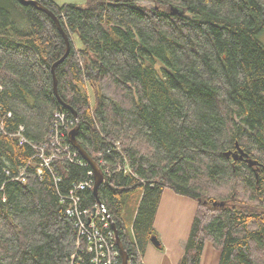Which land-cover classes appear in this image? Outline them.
Here are the masks:
<instances>
[{
    "label": "trees",
    "instance_id": "1",
    "mask_svg": "<svg viewBox=\"0 0 264 264\" xmlns=\"http://www.w3.org/2000/svg\"><path fill=\"white\" fill-rule=\"evenodd\" d=\"M41 1L71 37L58 92L104 173L82 206L105 205L128 264L158 239L167 187L198 202L179 264H200L206 241L219 264H264V0ZM65 51L51 16L0 0V264H94L63 199L92 167L59 154L37 172L55 113H67L65 145L76 125L53 90ZM237 145L258 164L227 156Z\"/></svg>",
    "mask_w": 264,
    "mask_h": 264
},
{
    "label": "built area",
    "instance_id": "2",
    "mask_svg": "<svg viewBox=\"0 0 264 264\" xmlns=\"http://www.w3.org/2000/svg\"><path fill=\"white\" fill-rule=\"evenodd\" d=\"M7 116H11V112L7 113ZM5 114L3 107L0 104V126L3 127ZM54 130L52 134L51 146L53 150L47 152L46 148L48 144H43L36 156L41 160V166L37 168L39 176H42L43 166L50 168V163L59 154H65V157L78 164H83V157L81 154L72 150L73 145H65V129L67 128L68 117L65 112L55 113ZM23 128L21 127V130ZM20 135V132L18 133ZM86 162V161H85ZM87 163V162H86ZM53 169V168H52ZM89 177L86 180L75 185L63 199L68 200V206L66 212L68 216L75 219L76 226L78 228V236L80 239H84L88 243V250L93 253L92 262L94 264H117L116 257L119 255V249H115L117 243L115 240V232L108 230L111 225L110 216L107 213V209L103 203L97 202L94 206V210L84 209L82 206V200L79 196V192L82 189H93L95 178L94 171H89ZM81 200V201H80ZM118 248V246H117ZM76 254L73 255V258ZM82 260V258H81Z\"/></svg>",
    "mask_w": 264,
    "mask_h": 264
},
{
    "label": "crops",
    "instance_id": "3",
    "mask_svg": "<svg viewBox=\"0 0 264 264\" xmlns=\"http://www.w3.org/2000/svg\"><path fill=\"white\" fill-rule=\"evenodd\" d=\"M197 208L195 199L177 194L170 187L163 190L154 223L161 248L149 243L142 257L144 264H179ZM219 259V250L206 241L200 264H219Z\"/></svg>",
    "mask_w": 264,
    "mask_h": 264
},
{
    "label": "water",
    "instance_id": "4",
    "mask_svg": "<svg viewBox=\"0 0 264 264\" xmlns=\"http://www.w3.org/2000/svg\"><path fill=\"white\" fill-rule=\"evenodd\" d=\"M20 1L24 4H31V5L35 6L36 8L47 13L49 16H51L54 19L58 30L60 31V33L62 34V36L65 39L66 51L63 54V56L60 59H58L56 62H54V64L52 65L53 90H54V93L57 96V98L60 100V102L65 107L69 108L75 115L77 123L69 132L70 142L75 148H77L78 152L81 154L83 159L92 167V169L94 171V178H95V184L93 187V192H94L95 196L98 197L99 187L104 181L103 170H102L101 166L98 164V162L79 143L78 138H77V135H78V132L80 129V121H79L78 113L76 112V110L73 107H71L69 104L65 103L63 100H61L59 92H58V81H57V76H56L55 71H56L57 66L62 64L70 53L71 37H70L69 33H67L66 30L64 29V27H63L60 19L58 18V16L50 8H48L41 0H20ZM172 11L174 13H178V14L181 13L180 10L176 7H172ZM230 154L233 155L235 160L243 159L244 157H247V160L249 161L250 165H257L258 164V161L248 158V154L242 148H240L239 145H237V151L226 152L227 156H229ZM99 203H101V202L99 201ZM214 205H224V202L215 201ZM110 221H111V219H110ZM111 226L113 227V230L115 232V240H116V243H117V246L119 249V253H120V256L122 259L121 264H128V258H129L128 254L125 251L123 243L119 238V235L115 229V225L113 222H111ZM152 242L154 244H157V245L159 244V240L157 239V237H153Z\"/></svg>",
    "mask_w": 264,
    "mask_h": 264
},
{
    "label": "rangeland",
    "instance_id": "5",
    "mask_svg": "<svg viewBox=\"0 0 264 264\" xmlns=\"http://www.w3.org/2000/svg\"><path fill=\"white\" fill-rule=\"evenodd\" d=\"M58 5H63V4H66V3H74V4H77V5H80V6H86V4L88 3V1L89 0H54ZM107 1H116V0H107ZM137 2L139 3V4H141V5H145V6H149V7H152V6H154V2L153 1H151V0H137ZM71 36H72V40H73V42H74V44H75V42L77 43V45H81V43H80V41H79V39L76 37V39H75V37H74V35L73 34H71ZM86 87H87V91H88V95H89V100H90V105H91V107H93V105H94V101H93V96H92V93H91V91H92V88H91V86L87 83V85H86ZM0 90H2V87L0 86ZM72 129V128H71ZM70 129V130H71ZM69 130V131H70Z\"/></svg>",
    "mask_w": 264,
    "mask_h": 264
},
{
    "label": "bare ground",
    "instance_id": "6",
    "mask_svg": "<svg viewBox=\"0 0 264 264\" xmlns=\"http://www.w3.org/2000/svg\"><path fill=\"white\" fill-rule=\"evenodd\" d=\"M78 64H79V63H78ZM76 123H77V120H76ZM54 128H55V127H53L52 130H54ZM69 132H70V131H69ZM68 134H69V133H68ZM42 145H43V144H38V145H35V146H34V148H35V150H36L35 156H36V154H38V152H39V150H40V147H42ZM73 147H74V146H73ZM76 149H77V148H76ZM39 167H40V166H39ZM42 169H43V168H42ZM81 182H82V181H81ZM79 183H80V182H79ZM79 183H76L75 185H77V184H79ZM94 184H95V183H94ZM75 185H74L72 188H74ZM72 188H71V189H72ZM83 191H84V189H82V191L79 192V196L81 197V200H82L81 192H83ZM81 200H80V201H81ZM101 203H102V202H101ZM82 204H83V200H82ZM83 208H84V209H88V210H91V209L94 210V208H90V207H84V206H83ZM75 227H76V229H77V235H78V228H77V226H76V222H75ZM79 240H80V238H79V236H78V242H79ZM120 257H121V256H120Z\"/></svg>",
    "mask_w": 264,
    "mask_h": 264
}]
</instances>
